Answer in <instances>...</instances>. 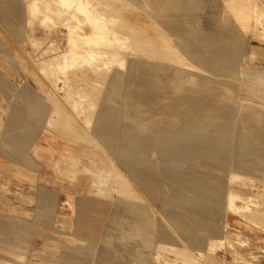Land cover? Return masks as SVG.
<instances>
[{
  "label": "rangeland",
  "instance_id": "rangeland-1",
  "mask_svg": "<svg viewBox=\"0 0 264 264\" xmlns=\"http://www.w3.org/2000/svg\"><path fill=\"white\" fill-rule=\"evenodd\" d=\"M89 1L119 41L60 70L91 25L0 0V264H264V0Z\"/></svg>",
  "mask_w": 264,
  "mask_h": 264
},
{
  "label": "bare ground",
  "instance_id": "bare-ground-1",
  "mask_svg": "<svg viewBox=\"0 0 264 264\" xmlns=\"http://www.w3.org/2000/svg\"><path fill=\"white\" fill-rule=\"evenodd\" d=\"M59 1H61L63 4H65V5H70V6H74V8L76 9V11L78 12V13H80L83 17H84V19H85V21H87L90 25H91V28H92V30H91V32L90 33H84V34H82V35H80V34H78L77 32H75V29H69L70 30V32H69V36H68V39H67V42L69 43V50L67 51V53H65L64 54V57H63V59L57 64V68H59L60 70H62L61 68H62V65L63 64H68V65H74V63H75V65H77V64H79V63H77L76 64V62H79V60H81V58L82 57H91L92 55L88 52L89 51V49L90 48H92V46H99V45H109L110 43H112V39L111 38H109L108 37V35L111 33L110 32V30H109V28H107L106 27V23H105V21H106V19H104V14L106 15V13H100V12H97V11H99V9L97 8H95L94 6L95 5H91L90 6V4L91 3H93V2H91L90 3V1L89 0H59ZM96 1H98V0H96ZM100 1H102V0H100ZM117 1H119V0H117ZM116 1V2H117ZM122 1V0H121ZM124 1V0H123ZM137 1V0H136ZM157 1V0H156ZM112 2V1H111ZM101 4H103L102 2H100ZM104 3H106V2H104ZM123 3H125V2H123ZM132 3H134V2H132ZM109 4V3H108ZM130 4V3H129ZM138 4V3H137ZM140 4V3H139ZM38 5V4H37ZM36 5V6H37ZM97 5V4H96ZM100 4H98V6H99ZM105 5V4H104ZM111 5H113V4H111ZM133 5V4H132ZM102 6V5H101ZM100 6V7H101ZM107 6V5H106ZM110 6V5H109ZM138 6V5H137ZM136 6V7H137ZM140 6H141V4H140ZM140 6H139V10H140ZM116 7V6H115ZM120 7V9H122L121 8V6H119ZM126 7H127V4H126ZM130 7H132V6H130ZM39 8V7H38ZM37 8V9H38ZM105 9V8H104ZM110 9V8H109ZM127 9V8H126ZM130 9H132V8H130ZM130 9H128V10H130ZM133 9H135V8H133ZM101 10V9H100ZM106 10V9H105ZM111 10V9H110ZM103 11V10H102ZM112 11H113V9H112ZM111 11V12H112ZM115 11V10H114ZM133 11H135V10H133ZM136 11H137V9H136ZM255 11H257V10H254V12ZM106 12V11H105ZM110 12V11H109ZM120 12V11H119ZM122 12H123V9H122ZM127 12V11H126ZM130 12V11H129ZM125 13V12H124ZM131 13V12H130ZM110 14H112V13H110ZM110 14H107V15H110ZM120 14V13H119ZM51 15V14H50ZM116 15V14H115ZM114 15V16H115ZM126 15V14H125ZM48 16V15H47ZM112 16V15H111ZM117 16V15H116ZM129 16V15H128ZM140 17H141V15H139ZM257 16V15H256ZM259 16V15H258ZM49 17V16H48ZM51 17V16H50ZM53 17V16H52ZM123 17V16H122ZM122 17H119V19L121 18V20H122ZM132 17V16H131ZM54 18V17H53ZM105 18H106V16H105ZM125 18V17H124ZM123 18V19H124ZM147 18V17H146ZM262 17H260V19H261ZM113 19V18H112ZM140 18L138 17V20H139ZM143 19V18H142ZM141 19V20H142ZM51 20H53V19H51ZM114 20V19H113ZM112 20V22H114ZM125 20V19H124ZM124 20H122V21H124ZM78 21V20H77ZM109 21V20H108ZM128 21V20H127ZM256 21H259V20H256ZM133 22V21H132ZM131 22V23H132ZM135 22V21H134ZM140 22V21H139ZM121 23V22H120ZM123 23V22H122ZM117 24V23H116ZM124 24H125V22H124ZM139 24H141V23H139ZM130 25V24H129ZM89 26V25H88ZM110 26V25H109ZM125 26V25H124ZM111 27V26H110ZM115 28H116V26H114ZM119 27H120V25H119ZM148 27V26H147ZM113 29V28H112ZM124 29V28H123ZM128 28H126V31H128L127 30ZM120 30H122V29H120ZM136 30V29H135ZM138 31H139V29H137ZM150 30V29H149ZM111 31H113V30H111ZM116 31V30H115ZM153 31V30H152ZM191 31V30H190ZM144 33H145V31H143ZM121 33V32H120ZM133 33V32H132ZM131 33V34H132ZM136 33H137V31H136ZM135 33V34H136ZM141 33V32H140ZM156 33V32H155ZM112 34V33H111ZM125 36H126V34L125 33H123ZM135 34L133 33V35L135 36ZM142 34V33H141ZM119 35V34H118ZM128 35V34H127ZM130 35V34H129ZM140 35V34H139ZM110 36V35H109ZM122 36V35H121ZM113 37H116L115 35L113 36ZM150 36H148L147 38H149ZM152 37V36H151ZM131 38V37H130ZM134 38V37H133ZM143 38V37H142ZM135 39V38H134ZM150 39H156V36H155V38L154 37H152V38H149V40H147V41H149V43H150ZM113 40H115L116 42H118L119 41V39H117V37L116 38H114ZM118 40V41H117ZM128 40H129V38H128ZM132 40V39H131ZM138 40V39H137ZM158 40V39H157ZM157 40H151V44H153L155 41H157ZM144 41H145V39H144ZM130 42H132V41H130ZM139 42V41H138ZM137 42V43H138ZM142 42V41H141ZM146 42V41H145ZM158 42V41H157ZM156 42V43H157ZM136 43V42H135ZM143 43V42H142ZM148 43V42H147ZM144 44V43H143ZM111 45V44H110ZM137 45V44H136ZM139 45V44H138ZM141 45V44H140ZM149 45V44H148ZM153 45H155V43L153 44ZM135 46V45H134ZM156 46H158L159 47V45H156ZM155 46V47H156ZM142 47V46H141ZM155 47L154 46H152L151 48H153V50L155 49ZM157 47V48H158ZM144 48V47H143ZM157 48L155 49V50H157ZM81 49H83V50H85V51H79V50H81ZM101 49V48H100ZM115 49V48H114ZM127 49V48H126ZM136 49V48H135ZM103 50V49H102ZM105 50H106V48H105ZM146 50V49H145ZM152 50V51H153ZM106 51H108V50H106ZM112 51V50H111ZM129 51V50H128ZM128 51H126V52H128ZM152 51H151V53H152ZM159 51V50H158ZM148 52L150 53V50H148ZM156 52V51H155ZM162 52V51H161ZM165 52V51H164ZM85 53V54H84ZM89 53V54H88ZM105 53V52H104ZM119 53V52H118ZM146 53V52H145ZM158 53V52H157ZM163 53V52H162ZM106 54V53H105ZM120 54V53H119ZM142 54V53H141ZM103 55V54H102ZM114 55V54H113ZM129 55V54H128ZM127 55V56H128ZM143 55H145V54H143ZM159 55H161V53L159 52ZM163 55V54H162ZM161 55V56H162ZM165 55V54H164ZM15 56H16V54H15ZM96 56V55H95ZM150 56V55H149ZM157 57H158V55H156ZM93 57V56H92ZM91 57V58H92ZM113 57V56H112ZM165 56H162L161 58H163V59H165L164 58ZM90 58V59H91ZM83 59H85L84 60V62L86 61V58H83ZM83 59L81 60V62L83 61ZM116 59V58H115ZM118 59V58H117ZM158 59H160L159 57H158ZM166 59H168V58H166ZM87 60H89V58L87 59ZM93 60H94V58H93ZM92 60V61H93ZM151 60V59H150ZM92 61L90 60L89 62L90 63H92ZM119 61H120V59H119ZM157 61V60H156ZM159 61V60H158ZM162 61V60H161ZM21 62V61H20ZM83 62V63H84ZM95 61H93V63H94ZM123 62V61H122ZM138 62L139 61H137L135 58L134 59H131L130 60V64L134 67L135 65H137L138 64ZM148 62V61H147ZM166 62V61H165ZM169 62V61H168ZM88 63V62H87ZM90 63H89V65H90ZM92 63V64H93ZM96 63V62H95ZM146 63V62H145ZM163 63V62H162ZM92 64H91V66H92ZM98 64V63H97ZM100 64V63H99ZM147 64V63H146ZM150 64V63H149ZM161 64V63H160ZM160 64H158V65H160ZM165 64V63H164ZM167 64V63H166ZM170 64V63H169ZM101 65V64H100ZM99 65V66H100ZM122 65V64H121ZM154 65H156V64H154ZM172 65V64H171ZM90 66V67H91ZM93 66H94V64H93ZM92 66V67H93ZM95 66H96V64H95ZM94 66V67H95ZM107 66V65H106ZM112 66V65H111ZM141 67L142 66H145L143 63H141V65H140ZM148 66V65H147ZM147 66H145V67H147ZM153 66V65H152ZM151 66V67H152ZM178 66H179V64H178ZM87 67V66H86ZM89 67V66H88ZM97 67H98V65H97ZM116 67V66H115ZM144 67V68H145ZM149 67V66H148ZM158 67V66H157ZM160 67V66H159ZM173 67V66H172ZM96 68V67H95ZM110 68H112V67H109V69ZM143 68V69H144ZM82 69V68H81ZM90 69V68H89ZM92 69H94V68H92ZM107 69V68H106ZM123 69V68H122ZM159 69V68H158ZM169 69V68H168ZM75 70V69H74ZM98 70H100V69H98ZM148 70V69H147ZM172 70V69H171ZM174 70V69H173ZM179 70H181V69H179ZM85 71V70H84ZM110 71V70H109ZM151 71V70H150ZM174 71H176V70H174ZM71 72V71H70ZM89 72V71H88ZM95 72H97V71H95ZM143 72V71H142ZM171 72V71H170ZM116 73V72H115ZM123 73V72H122ZM164 73V72H163ZM175 73V72H174ZM75 74V73H74ZM86 74V73H85ZM62 75H63V73H62ZM81 75H84V73H82ZM72 76V75H71ZM134 77V75H131L130 77ZM138 76H140V74L138 75ZM163 76V75H162ZM176 76V75H175ZM63 77V76H62ZM70 77V76H69ZM76 77V76H75ZM165 77V76H164ZM198 77V76H197ZM81 77H78V79H80ZM200 78V77H199ZM67 79H69V78H67ZM149 80H150V78H148ZM148 79H147V81H148ZM153 80H156L155 78H152ZM198 79V78H197ZM82 80V79H81ZM87 80V79H86ZM93 80V79H92ZM96 80V79H95ZM143 80V79H142ZM73 81V80H72ZM78 81V80H77ZM144 81V80H143ZM71 82V81H70ZM79 82V81H78ZM85 82V81H84ZM93 82H94V80H93ZM136 82V81H135ZM142 82V81H141ZM149 82V84H150V81H148ZM154 82L155 81H153V84H154ZM158 82V81H157ZM169 82V81H168ZM87 83V82H86ZM89 83V82H88ZM98 83V82H97ZM115 83V82H114ZM133 83V82H132ZM69 84V83H68ZM71 84V83H70ZM79 84H80V82H79ZM83 84V83H82ZM136 84V83H135ZM139 84V83H138ZM142 84V83H141ZM161 83H159V85H160ZM84 85H86V84H84ZM144 85V84H143ZM193 85H195V84H193ZM192 85V86H193ZM71 86V85H70ZM147 87H148V85H146ZM161 86V85H160ZM196 86V85H195ZM72 87H74V86H71V88ZM150 87H151V85H150ZM202 87V86H201ZM75 88V87H74ZM81 88V87H80ZM83 88H84V86H83ZM158 88V87H157ZM197 88V87H196ZM89 89V88H88ZM147 89V88H146ZM151 89V88H150ZM162 89V88H161ZM194 89H195V87H194ZM193 89V90H194ZM73 90V89H72ZM86 90V89H85ZM84 90V91H85ZM195 90H197V89H195ZM200 90V89H199ZM199 90H198V92H199ZM216 90V89H215ZM80 91V90H79ZM83 91V90H82ZM88 91H90V89L88 90ZM87 91V92H88ZM138 91V90H137ZM143 91V90H142ZM202 91H203V89H202ZM202 91H200V92H202ZM199 92V93H200ZM72 93V92H71ZM74 93V92H73ZM72 93V94H73ZM77 93V92H76ZM136 93V92H135ZM202 93H204V92H202ZM202 93H200V94H202ZM86 94V93H85ZM89 94H92V93H89ZM137 94V93H136ZM141 94V93H140ZM164 94V93H163ZM80 95V94H79ZM86 96H88V95H86ZM149 96H151V95H149ZM89 97V96H88ZM93 97V96H92ZM135 97H136V95H135ZM167 97V96H166ZM151 98V97H150ZM158 98V97H157ZM164 98V97H163ZM162 98V99H163ZM165 99H167V98H165ZM201 99V98H200ZM207 99V98H206ZM89 100H91V102H92V100H94V99H90L89 98ZM161 100V99H160ZM164 100V99H163ZM88 101V100H87ZM199 101V100H198ZM86 102V101H85ZM142 102V101H141ZM148 102V101H147ZM158 102V101H157ZM90 103V102H89ZM93 103V102H92ZM95 103V102H94ZM142 104V103H141ZM160 104V103H159ZM136 106H138V105H136ZM145 106V105H144ZM135 107V106H134ZM36 108H38V106L36 107ZM135 108H137V107H135ZM134 108V109H135ZM143 109H145V108H143ZM108 110V109H107ZM107 110H105V111H107ZM196 110V109H195ZM87 111V110H86ZM89 111V110H88ZM141 111V110H140ZM147 111V110H146ZM199 111V110H198ZM83 112V111H82ZM108 112V111H107ZM111 112V111H110ZM104 113V112H103ZM143 113H144V111H143ZM108 114V113H107ZM54 115H56L55 113H54ZM139 115V114H138ZM143 115V114H142ZM147 115V114H146ZM88 116H90V115H88ZM92 116V115H91ZM141 116V115H140ZM145 116V115H144ZM144 116H143V118H144ZM106 117H108V116H106ZM105 117V118H106ZM57 118V117H56ZM113 118V117H112ZM199 118V117H198ZM201 118V117H200ZM89 120V119H88ZM143 120V119H142ZM90 122V121H89ZM100 122V121H99ZM57 124L59 125V123H56V126H57ZM55 124H53V126H54ZM62 125V124H61ZM61 125L60 126H57V127H59V129H61V128H63V126H65V124H63V126L61 127ZM101 125V124H100ZM55 126V128H57ZM67 126V125H66ZM102 126V125H101ZM61 127V128H60ZM67 128V127H66ZM105 128H107V127H105ZM64 129V128H63ZM220 131V130H219ZM222 133V132H221ZM250 138H247V137H244V139H243V142H242V144H241V149H242V151H249L248 149H247V146L249 145V143H250ZM225 145V144H224ZM176 157V156H175ZM76 164V163H75ZM75 166H77V165H75ZM163 167H164V169H163V174H164V176L165 177H167V178H170V179H176V176L177 175H175L176 173H174V171H176V169H175V166H174V164H173V162L172 161H167V160H165L164 161V164H163ZM238 167L240 168V169H242V170H245V168L241 165V164H238ZM76 168V167H75ZM74 171V170H73ZM161 173V172H160ZM116 174H117V172H116ZM118 175V174H117ZM198 176V175H197ZM27 177H29V176H27ZM117 177V176H116ZM138 178H139V176H137ZM31 178H35V177H33V176H31ZM181 178V177H180ZM142 180L148 185V188H149V192H150V194H153V189H152V186H151V184H149L148 182H146L145 180H144V177H142ZM196 180H198V179H196ZM203 182V181H202ZM204 183V182H203ZM216 185V184H215ZM218 185V184H217ZM204 186H206V184H204ZM216 187V186H215ZM214 187V188H215ZM235 187V186H234ZM221 188V187H220ZM127 190H128V188H126ZM230 189V188H229ZM231 191V190H230ZM236 191V190H235ZM234 191V193L235 194H232L233 192L231 191V194L229 195V201H234V200H236V199H242L240 196L242 195H240V196H238V195H236V192ZM201 192V191H200ZM128 193H129V191H128ZM184 195V194H183ZM227 198V197H226ZM125 199H127V198H125ZM129 199V198H128ZM127 199V200H128ZM196 201V200H195ZM131 202V201H130ZM125 203V202H124ZM127 203H128V201H127ZM126 203V204H127ZM134 203V202H133ZM131 204V203H130ZM129 204V205H130ZM126 206V205H125ZM195 207V206H194ZM198 208V207H197ZM200 208V207H199ZM230 208V207H229ZM129 209H130V207H129ZM206 209H208V208H206ZM249 209V208H248ZM213 210V209H212ZM250 210V209H249ZM202 211V210H201ZM208 213H210V211L208 212ZM222 213V212H221ZM249 213V212H248ZM241 214V213H240ZM244 214H246L245 212H244ZM252 215V214H251ZM252 221H253V219H252ZM255 221H257V220H255ZM139 222H141V221H139ZM261 222V221H260ZM137 223V222H136ZM142 223V222H141ZM161 223V222H160ZM260 224V223H259ZM169 235V234H168ZM170 235H171V233H170ZM161 236V235H160ZM145 240V239H144ZM150 243V242H149ZM134 245V244H133ZM169 246V245H168ZM177 246V245H176ZM135 247V246H134ZM150 247V246H149ZM160 247H162V246H160ZM171 247V246H170ZM123 248V247H122ZM128 248V247H127ZM178 248H180V247H178ZM158 250V249H157ZM150 251V250H149ZM170 251H171V249H170ZM180 251H181V248H180ZM236 251V250H235ZM169 252V251H168ZM175 252H179V251H175ZM175 252H173V254L175 253ZM171 253V252H170ZM181 253V252H180ZM182 253H183V251H182ZM182 253H181V255H182ZM135 254V253H134ZM178 254V253H177ZM176 253H175V255H177ZM184 254V253H183ZM131 255H133V254H131ZM136 255V254H135ZM142 255V254H141ZM185 255V254H184ZM183 255V256H184ZM187 255V254H186ZM67 256V255H66ZM188 256V255H187ZM132 257V256H131ZM190 257V256H189ZM188 257V258H189ZM138 258V257H137ZM185 258H186V256H185ZM236 258V257H235ZM238 258V257H237ZM181 259V258H180ZM183 259H184V257H183ZM182 259V260H183ZM190 259V258H189ZM187 262H190V261H187ZM91 263V262H90ZM168 264V263H167ZM186 264V263H185ZM192 264H194V263H192Z\"/></svg>",
  "mask_w": 264,
  "mask_h": 264
},
{
  "label": "crops",
  "instance_id": "crops-1",
  "mask_svg": "<svg viewBox=\"0 0 264 264\" xmlns=\"http://www.w3.org/2000/svg\"><path fill=\"white\" fill-rule=\"evenodd\" d=\"M48 152H49V150H48Z\"/></svg>",
  "mask_w": 264,
  "mask_h": 264
}]
</instances>
